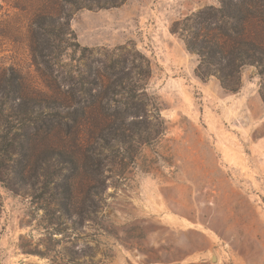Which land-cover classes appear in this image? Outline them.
<instances>
[{"label": "rangeland", "instance_id": "obj_1", "mask_svg": "<svg viewBox=\"0 0 264 264\" xmlns=\"http://www.w3.org/2000/svg\"><path fill=\"white\" fill-rule=\"evenodd\" d=\"M0 264H264V0H0Z\"/></svg>", "mask_w": 264, "mask_h": 264}, {"label": "trees", "instance_id": "obj_2", "mask_svg": "<svg viewBox=\"0 0 264 264\" xmlns=\"http://www.w3.org/2000/svg\"><path fill=\"white\" fill-rule=\"evenodd\" d=\"M189 49L191 50H196L195 48V45L194 44H189ZM231 56L233 57L234 56V53H231ZM221 82L223 84V86L228 89L230 92H237V89L236 88H233L230 84V81H229V76H226V75H223L221 76ZM20 108H23L24 106H21L19 105Z\"/></svg>", "mask_w": 264, "mask_h": 264}]
</instances>
